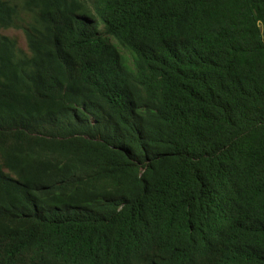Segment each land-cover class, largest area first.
<instances>
[{"label": "trees", "instance_id": "trees-1", "mask_svg": "<svg viewBox=\"0 0 264 264\" xmlns=\"http://www.w3.org/2000/svg\"><path fill=\"white\" fill-rule=\"evenodd\" d=\"M0 264H264V0H0Z\"/></svg>", "mask_w": 264, "mask_h": 264}, {"label": "rangeland", "instance_id": "rangeland-1", "mask_svg": "<svg viewBox=\"0 0 264 264\" xmlns=\"http://www.w3.org/2000/svg\"><path fill=\"white\" fill-rule=\"evenodd\" d=\"M2 34L8 35L10 37L17 39L20 47H22L24 49L27 48L26 37L22 31L8 30V31H2ZM122 52L124 53V55L129 57V54H127V52H125L124 50H122Z\"/></svg>", "mask_w": 264, "mask_h": 264}]
</instances>
